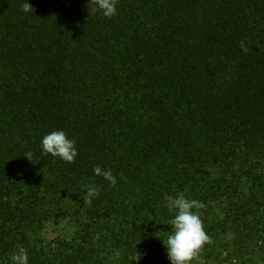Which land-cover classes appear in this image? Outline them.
<instances>
[{
    "label": "trees",
    "instance_id": "trees-1",
    "mask_svg": "<svg viewBox=\"0 0 264 264\" xmlns=\"http://www.w3.org/2000/svg\"><path fill=\"white\" fill-rule=\"evenodd\" d=\"M25 2L0 0V256L22 245L28 264H102L106 245L120 264L145 260L183 193L219 202L202 253L231 230V255L264 259V0H118L111 19L89 0ZM57 130L75 163L43 153ZM54 210L76 236L46 249Z\"/></svg>",
    "mask_w": 264,
    "mask_h": 264
},
{
    "label": "clouds",
    "instance_id": "clouds-1",
    "mask_svg": "<svg viewBox=\"0 0 264 264\" xmlns=\"http://www.w3.org/2000/svg\"><path fill=\"white\" fill-rule=\"evenodd\" d=\"M117 4L118 0H89V5L93 6L92 12L99 10L109 19L117 14ZM32 9L33 6L28 3V0L21 5V10L25 13L31 12ZM240 48L245 54L249 52V48L243 40L240 41ZM41 143L45 155L51 154L66 163H75L78 156L77 142L75 139H70L65 131H52L42 138ZM27 157L31 160L30 156L27 155ZM93 172L107 180L110 188L116 185L117 179L110 170H104L97 165ZM99 192L98 187L88 186L87 192L83 196L84 202L91 204L92 200L98 197ZM168 207L177 212L175 217L169 221L173 231L168 235L166 241L163 240L171 264H192L194 260L200 262L205 245L213 242L212 237L205 231L201 217L193 211V209L204 208V203L195 199L189 200L183 193H180L174 198H169ZM16 248L17 251L11 256L13 264H28L26 249L22 245H17Z\"/></svg>",
    "mask_w": 264,
    "mask_h": 264
},
{
    "label": "rangeland",
    "instance_id": "rangeland-1",
    "mask_svg": "<svg viewBox=\"0 0 264 264\" xmlns=\"http://www.w3.org/2000/svg\"><path fill=\"white\" fill-rule=\"evenodd\" d=\"M262 179L264 180V177H262ZM218 204L219 202H213L211 209H195L194 212H196L200 217L206 218L207 216H215L217 218H221L222 212ZM76 229V225L71 220L69 215L62 213L61 211L54 210L51 213L50 218L43 223L42 227L37 232V235L39 240H41V244L44 245L46 249H51L54 248L59 240L70 241L76 236ZM232 235L233 232L231 230L219 234L217 237L219 253L212 256H206L204 253H201L200 262L194 260L192 264H264V259L261 257L251 259V257H249L250 255H231L229 253L230 251L228 250V246L232 239ZM94 236L97 238L96 234ZM163 240L166 241V238L164 239L159 233H155L152 237V254L146 257L145 260L135 257L133 263L128 261L124 264H171L167 255V248ZM259 245L262 246L261 242H259ZM99 248H101V254L103 255L102 264H120L121 261L118 258L117 251H109L106 245H101ZM11 256L12 255L7 257L0 256V264H13Z\"/></svg>",
    "mask_w": 264,
    "mask_h": 264
}]
</instances>
